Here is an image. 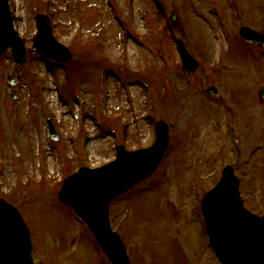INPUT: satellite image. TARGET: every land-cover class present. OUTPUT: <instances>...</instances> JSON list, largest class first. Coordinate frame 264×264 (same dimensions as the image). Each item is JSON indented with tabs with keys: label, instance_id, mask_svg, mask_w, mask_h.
<instances>
[{
	"label": "rangeland",
	"instance_id": "1",
	"mask_svg": "<svg viewBox=\"0 0 264 264\" xmlns=\"http://www.w3.org/2000/svg\"><path fill=\"white\" fill-rule=\"evenodd\" d=\"M260 2L9 0L27 60L0 54V196L26 221L34 262L109 264L58 190L79 166L114 159L118 144L151 145L160 119L169 138L159 165L109 204L131 264H220L199 202L225 164L245 207L264 214V56L238 34L242 23L261 27ZM36 13L71 60L35 52ZM176 39L199 62L191 75ZM209 84L214 97L204 94ZM86 141L100 150L86 151Z\"/></svg>",
	"mask_w": 264,
	"mask_h": 264
},
{
	"label": "water",
	"instance_id": "2",
	"mask_svg": "<svg viewBox=\"0 0 264 264\" xmlns=\"http://www.w3.org/2000/svg\"><path fill=\"white\" fill-rule=\"evenodd\" d=\"M36 15L37 35L33 39L36 51L55 60L68 61L71 53L53 36L48 17ZM240 33L245 40L264 46L261 36L245 25ZM18 36L8 1L0 0V53L11 48V56L21 65L26 61V48ZM179 47L185 64L183 69L193 72L197 63L190 60L180 42ZM12 78L9 75L10 85L14 83ZM206 90L208 96L215 95L213 86ZM167 143V125L159 120L153 145L132 151L120 145L115 159L95 169L80 167L64 180L59 190V200L73 207L86 222L111 264H130V261L121 238L111 227L109 203L156 169ZM233 171L231 164L226 165L220 180L201 200L209 243L222 264H264V215L244 208L239 180ZM31 247L23 218L12 204L0 197V264H34L29 255Z\"/></svg>",
	"mask_w": 264,
	"mask_h": 264
},
{
	"label": "flooded vegetation",
	"instance_id": "3",
	"mask_svg": "<svg viewBox=\"0 0 264 264\" xmlns=\"http://www.w3.org/2000/svg\"><path fill=\"white\" fill-rule=\"evenodd\" d=\"M260 4H261V6L263 7V10H264V0H261ZM242 24H243V23H242ZM246 25H247V24H246ZM249 27L258 30L259 33H260L261 35H263V37H264V20H263V23L261 24V27H258L257 25H254V24L249 25ZM248 45L251 46V47L254 46V47H256V48H259V49H260V52H261L262 55L264 56V48H261V47H259V46H256L254 43H249Z\"/></svg>",
	"mask_w": 264,
	"mask_h": 264
},
{
	"label": "bare ground",
	"instance_id": "4",
	"mask_svg": "<svg viewBox=\"0 0 264 264\" xmlns=\"http://www.w3.org/2000/svg\"><path fill=\"white\" fill-rule=\"evenodd\" d=\"M15 5H16V3H15ZM132 90L134 91L133 88H132ZM84 148L86 149V151L94 152L96 150H100L101 145L99 144V142H96V143L95 142H89V143H87V141H86V144H85Z\"/></svg>",
	"mask_w": 264,
	"mask_h": 264
}]
</instances>
